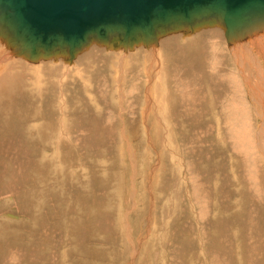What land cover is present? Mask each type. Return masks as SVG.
<instances>
[{"label":"rangeland","instance_id":"1","mask_svg":"<svg viewBox=\"0 0 264 264\" xmlns=\"http://www.w3.org/2000/svg\"><path fill=\"white\" fill-rule=\"evenodd\" d=\"M176 23L179 62L147 103L146 71L111 69L113 50L0 36L41 73L29 53L0 54V264H264V103L250 95L263 55L240 59L249 90L222 17Z\"/></svg>","mask_w":264,"mask_h":264},{"label":"water","instance_id":"2","mask_svg":"<svg viewBox=\"0 0 264 264\" xmlns=\"http://www.w3.org/2000/svg\"><path fill=\"white\" fill-rule=\"evenodd\" d=\"M207 15L222 17L233 29L240 26L231 20L234 15L245 23L264 17V0H0V21L34 47L77 46L90 33L148 34L158 25ZM63 32L77 33L59 38Z\"/></svg>","mask_w":264,"mask_h":264},{"label":"bare ground","instance_id":"3","mask_svg":"<svg viewBox=\"0 0 264 264\" xmlns=\"http://www.w3.org/2000/svg\"><path fill=\"white\" fill-rule=\"evenodd\" d=\"M244 9H246L245 7H239V8H237L235 11H242V10H244ZM210 16V15H209ZM217 17H218V15H217ZM219 19V18H218ZM231 20L232 21H234L236 24H238V25H240L239 27H236V28H233V29H228V33H225L226 34V37H227V42H228V47H230V50L232 51V53H233V55H234V57H233V60H234V64H235V67H239V70H240V73H241V76H245V75H247V74H245V72L246 71H244L245 70V68H246V66H245V68H244V66H242V63H240V59H246L247 61H248V63L252 60V55H249L248 53L251 51V49H255V50H259V52H257L258 53V55L260 56V59H261V57H262V55H263V61L262 60H260V61H262V63H264V17H260L259 19H257V20H255V21H253V22H251V21H249V22H247V23H245V19L244 18H241L240 16H236V15H234V16H232L231 17ZM196 21V20H195ZM214 21V25H216V24H218V26H219V32H220V25H219V23L216 21V20H213ZM219 21V20H218ZM223 22H225L224 24H226L227 25V22L223 19ZM196 23V22H195ZM170 24V23H169ZM168 24V25H169ZM188 24V23H187ZM220 24H222V23H220ZM167 25V26H168ZM174 25H175V23H173V26L171 25L170 26V29H171V27H173L174 28ZM176 25H177V23H176ZM225 25V27H227L228 28V26H226ZM165 26V25H164ZM179 26V25H178ZM182 29H184V28H186V26H184L183 24H182V26H180ZM179 27V31H181V28ZM9 26H7L6 24H4V23H2V21H0V36H2V37H8L7 38V41H8V39H12L13 38V35H10V34H8L7 33V30L9 31ZM177 28V27H176ZM175 28V29H176ZM213 28V27H212ZM222 28V27H221ZM161 29V28H160ZM168 29V28H167ZM167 29H166V31H167ZM225 29V28H224ZM210 30V29H209ZM223 31V30H222ZM230 31V32H229ZM12 32V31H11ZM24 32H26L28 35H29V32L28 31H25L24 30ZM161 32V31H160ZM162 32H163V29H162ZM72 33H77V32H72ZM71 32H67V33H65V32H63V33H61V35L62 36H64V37H66V36H69V35H71L72 34ZM223 33V32H222ZM120 34H122V33H119V35ZM182 34V33H181ZM117 35V34H116ZM170 35L171 36H168V34L167 35H160V34H157V28L155 27V28H153L152 30H150L149 31V33L147 34V33H144V34H142V33H140V34H135L134 36H131V37H128V36H126L125 35V37H126V39H125V37L124 38H121V42L119 43V44H121V46L122 47H125V52L127 53V54H125V53H123L122 52V50H121V47H119L117 44H116V41H115V38H113V37H115V35H114V33H112V32H110V33H108L107 32V34H105L104 36H99V35H97L96 33H90V34H87L85 37H84V40L80 43V44H82L83 42H84V46H82V45H77V46H68V47H75V48H78L79 46H82V47H84V48H82L85 52L86 51H89L90 53H85V55H86V58L87 57H89V56H92L94 59L95 58H97V57H99L100 55H102V53L104 52V51H108V49H110V50H113V51H115L113 54L112 53H110V55L112 56L111 57V61L113 60V63H114V59H115V65L113 66V65H110L109 63V65H110V67L111 66H113V68H111V69H114L115 71H116V69H120L121 70V67L123 68V72L125 71V74H129V72H128V70H125V68H128L129 66V62L127 63V58H129L128 60H130V65H131V68L130 69H132V68H134V67H140V68H142V71H146V74L148 75L147 77H148V80L149 81H147L146 82V84H145V88H146V103L148 102V101H152L151 100V96H149V92H151V88H153V85H158V86H162V88H159L160 89V91L161 92H165L166 91V88L165 87H167V86H165L164 87V84H169L168 83V81H169V79H170V75L168 74V72L170 71V70H168L167 69V67L165 66V63H164V60H166V59H168L169 61H170V63L172 64V65H176V64H178V58H177V56H176V58H173V60H171V53L170 52H167V54H166V43L168 42V43H170V45H172L173 43H176L175 41H177L178 43L179 42H184L183 41V39L181 38V36H180V34H179V32L176 30H172L171 29V32H170ZM183 35V34H182ZM241 35H244V37H241ZM122 36H124V35H122ZM245 36H250L251 38H252V40H251V38H249L253 43H254V45L253 44H251L250 43V41L248 40V39H246L245 38ZM98 37H102V38H100V39H103V42L104 43H100V42H98L97 41V38ZM66 38H68V37H66ZM171 38L173 39V40H171ZM180 38V40L178 41V39ZM241 38H245L244 39V41H242V39ZM1 39V38H0ZM18 39H19V37H18ZM35 39H38V37H35ZM181 39H182V41H181ZM187 40V39H186ZM197 40H199V38L197 39ZM6 41V39L4 40L3 39V42H7ZM16 41H17V39H16ZM15 41V42H16ZM86 41H88V42H86ZM120 41V40H119ZM246 41H247V43L250 45L249 47V49H247L246 48ZM2 42V41H1ZM0 42V43H1ZM14 40H13V45H11L12 44V41H11V44H2V45H4V46H2L1 44H0V54H2V53H5L7 50H9L8 52L12 55V56H14V54L18 51V50H20L21 51V53H29V57H28V59H29V61H30V63L32 64L31 65V72H33V74H34V82L37 84V80H39L38 78H37V76L39 77V75L41 74L40 72H38V73H40V74H37L36 72L39 70H37L36 68H37V61H36V59H38V57L39 56H36V53L34 54V51L33 52H31L32 51V48H31V51H30V47H27V46H25V45H18V48H16V45H14ZM19 42V44H21V42L22 41H18ZM123 42V43H122ZM10 43V42H9ZM187 43H188V40H187ZM23 44H24V42H23ZM59 44H61V43H59ZM166 44V45H165ZM240 44H242V46L244 47L243 49H241V45ZM42 45V44H41ZM68 45V44H67ZM170 45H168L169 47H170ZM43 47L45 46V45H42ZM51 46V45H50ZM109 46H110V48H109ZM191 47V46H190ZM81 48V47H80ZM25 49V50H24ZM190 49V48H189ZM24 50V51H23ZM73 50V49H72ZM176 50H178V47H176ZM180 50H181V48H180ZM20 51H19V53H20ZM23 51V52H22ZM74 51V50H73ZM124 51V50H123ZM183 51H184V57H186L185 56V52H186V50H184L183 49ZM191 51V50H190ZM247 51H249V52H247ZM176 52H178V51H176ZM175 52V53H176ZM39 53H40V51H38V55H39ZM107 53V52H106ZM9 54V55H10ZM251 54V53H250ZM5 55V54H4ZM7 55V54H6ZM17 55V54H16ZM74 55V54H73ZM99 55V56H98ZM178 55H179V53H178ZM187 55V54H186ZM28 56V55H27ZM72 56V55H71ZM155 56L156 58H153V57ZM0 57H1V55H0ZM116 57H117V59H116ZM121 57V58H120ZM193 57H195V56H193ZM9 58V57H8ZM13 58V57H12ZM11 58V59H12ZM75 58V57H74ZM3 59V58H2ZM19 59H21V58H19ZM25 59V58H24ZM87 59H89V58H87ZM6 60H8L7 58H6ZM15 60V59H14ZM96 60V59H95ZM18 61V60H17ZM25 61H27V59H25ZM67 61V60H66ZM244 61V60H243ZM247 61H245V62H247ZM1 62V61H0ZM28 62V61H27ZM33 62V63H32ZM55 62V61H54ZM109 62H110V60H109ZM117 62L119 63V67H117L118 65H117ZM192 62H195V61H190L188 64H187V62L185 61V64H187V65H189L190 63H192ZM242 62V61H241ZM78 63V60L77 59H75V64H77ZM4 64V63H3ZM5 64H7V61H6V63ZM27 63H24L23 64V68H24V71L25 70H28L29 71V67H27L26 68V65ZM51 64V63H50ZM250 64V63H249ZM30 65V64H29ZM58 65V64H57ZM117 65V66H116ZM190 65H192V64H190ZM247 65V64H246ZM254 65V64H253ZM9 66V65H8ZM15 66V65H14ZM257 66H259V65H257ZM5 67H7V66H5ZM69 67V66H68ZM189 67V66H188ZM262 67L263 68H256V71L255 72H257L256 74H257V80L259 81H261L260 83H264V64H262ZM8 68V67H7ZM250 68V67H249ZM252 68V67H251ZM4 69V68H3ZM6 69V68H5ZM35 69V70H34ZM69 69H70V67H69ZM248 69V68H247ZM10 70V69H9ZM14 70H16V69H14ZM14 70H12V71H14ZM19 70V69H18ZM20 70L22 71V67H20ZM255 70V69H254ZM4 71V70H3ZM6 71H8V70H6ZM66 71V70H65ZM144 71V72H145ZM183 71V70H182ZM0 72L2 73V70H0ZM122 72V73H123ZM0 73V74H1ZM7 73V75H8V72H6ZM23 73H25V72H23ZM62 73V72H61ZM119 73V72H118ZM122 73L120 74V75H122ZM138 73H140L141 74V71L140 72H138ZM137 73V74H138ZM183 73V72H182ZM254 73V72H253ZM30 74V73H29ZM163 74H165V76H164V78L162 77L163 76ZM251 75V74H250ZM15 76V75H14ZM224 76V81H225V75H223ZM222 76V77H223ZM17 77V76H16ZM19 77V76H18ZM33 77V76H32ZM251 77V76H250ZM1 78V77H0ZM40 78V77H39ZM123 78V77H122ZM173 78H174V76H173ZM256 78V77H255ZM41 79V78H40ZM244 81L243 82H245L246 84H247V86L249 87L248 89L250 90V88H251V86L253 85L252 83H250V84H252L251 86H250V84H249V82H248V79H246V77H244ZM252 79V78H251ZM27 80V79H26ZM86 81H87V79H85ZM227 80H228V78H227ZM163 81H165V83L163 82ZM263 81V82H262ZM89 82V81H88ZM185 82H187V80H183V83H185ZM226 82H229V81H226ZM145 83V82H144ZM255 83V82H254ZM33 84V83H32ZM39 84V83H38ZM176 84V83H175ZM225 85H227V84H225ZM37 86V85H36ZM156 87V86H155ZM174 88V87H173ZM227 88V87H226ZM257 89V88H256ZM185 90V89H184ZM153 92H154V89H153ZM156 92V91H155ZM154 92V93H155ZM228 92V91H227ZM255 92H256V90H255ZM119 93H120V91H119ZM152 94V93H151ZM164 95V94H163ZM167 95V94H166ZM251 95V98H254V101H253V103H254V105H257V104H259V105H261L262 103H264V94H263V97H261L260 96V94H259V92H258V95H256L254 92H253V95L252 94H250ZM168 98V97H167ZM263 98V99H262ZM91 99V98H90ZM96 100V99H95ZM167 100V99H166ZM234 100V99H233ZM118 101V100H117ZM120 101V100H119ZM154 101V100H153ZM152 101V102H153ZM168 101V100H167ZM121 103H122V101H121ZM158 103V102H157ZM159 103H162V101L161 102H159ZM230 104V103H229ZM162 106H164L163 104H162ZM151 107H153V103H151V102H149L148 104H147V108L148 109H151ZM156 107V106H155ZM157 107H158V105H157ZM260 107V106H259ZM262 108H263V106H262ZM160 109V108H159ZM155 110H157V108L155 109ZM261 110V109H260ZM142 111V110H141ZM264 111V110H263ZM143 112V111H142ZM147 112V111H146ZM262 113V112H261ZM263 114V113H262ZM262 114H261V117H262ZM263 118V123H264V116L262 117ZM153 119V118H152ZM156 122H158V121H156ZM165 122V121H164ZM167 122V121H166ZM169 125V124H168ZM161 127V126H160ZM156 129V128H155ZM164 132V131H163ZM261 134H259V135H264V130H262V132H260ZM260 137V136H259ZM257 138H258V136H257ZM261 138H263V137H261ZM264 139V138H263ZM244 140V139H243ZM261 140V139H260ZM174 142V141H173ZM259 145V147H261L262 146V144H264V140H263V143L261 144V146H260V143H258ZM260 151V150H259ZM263 152L262 153H264V146H263V150H262ZM263 155V154H262Z\"/></svg>","mask_w":264,"mask_h":264}]
</instances>
